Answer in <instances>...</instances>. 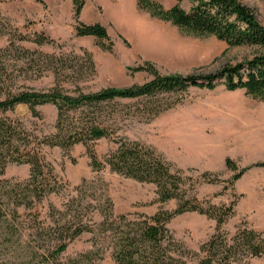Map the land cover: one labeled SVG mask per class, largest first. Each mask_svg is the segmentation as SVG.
Listing matches in <instances>:
<instances>
[{"label": "rangeland", "instance_id": "obj_1", "mask_svg": "<svg viewBox=\"0 0 264 264\" xmlns=\"http://www.w3.org/2000/svg\"><path fill=\"white\" fill-rule=\"evenodd\" d=\"M162 10L175 0H145ZM251 7L264 24V0H240ZM79 21L105 26L112 51L100 48L92 36H77L71 0H0V73L8 78L12 90L33 88L48 90L55 85L67 90L76 86L84 92L104 87H129L142 84L153 76L137 67L150 63L161 74L207 75L226 64L235 65L249 60L259 49L249 46L230 47L214 36L193 35L178 29L170 21L152 15L143 0H83ZM187 7V4H182ZM44 33L53 45L37 46L19 41V36L32 37ZM13 42V47H10ZM20 48L54 54L66 61L63 76L44 67V59L33 65L18 58ZM91 55L94 69L85 67V53ZM82 66V67H81ZM4 77V78H5ZM33 117L26 105H17L5 116L20 119L38 137L54 132L57 110L52 104L36 107ZM88 116H108L114 138L137 141L152 147L167 162L181 169L187 177L188 192L216 205L237 199L234 215L222 229L233 233L238 225L246 224L264 230V168L252 167L231 189L225 183L203 182L198 175L211 171L220 180L234 174L225 167L232 159L238 168L264 161V99L253 98L243 89L227 90L223 84L214 89L189 87L183 91L158 93L134 99L110 102ZM116 148L112 138L94 143L99 159ZM46 160L64 187L43 198L36 206L39 220L49 221L51 214L65 209L69 200L83 197L91 206L83 208L84 218L99 220L97 202L109 198L115 214L151 215L158 209H174L176 201L157 202L153 184L142 183L112 172L108 167L94 171L82 144L69 151L60 147L43 146ZM29 177L27 164L10 163L0 179L22 182ZM90 183L79 189L81 183ZM85 204V203H83ZM173 237L191 250H198L215 231V221L197 212H186L173 218L168 225ZM92 248L91 234L83 233L71 242L62 260L75 257ZM15 264H19L16 261ZM96 264H116L109 251ZM246 264H264V255Z\"/></svg>", "mask_w": 264, "mask_h": 264}, {"label": "trees", "instance_id": "obj_2", "mask_svg": "<svg viewBox=\"0 0 264 264\" xmlns=\"http://www.w3.org/2000/svg\"><path fill=\"white\" fill-rule=\"evenodd\" d=\"M71 1L76 35L92 36L98 40L101 49L112 51L113 43L105 26L79 21L84 2ZM143 1L152 15L170 21L182 31L214 36L230 47H255L259 53L235 65L226 64L207 75H161L153 65L145 63L136 70L149 72L153 76L150 80L123 88L104 87L93 92H84L78 86L67 90L58 85L48 90L24 88L16 91L7 84L8 78L0 73V175L10 163L29 166V177L25 181L0 179V264H15L16 261L19 264H96L106 251L116 264H246L264 255V230H255L244 223L233 233L222 229L234 215L237 199L222 205L199 199L188 192L184 172L167 162L152 147L114 138L108 116H88L90 111H99L119 99L148 97L189 87L212 90L219 84L229 91L243 89L253 98L264 99V24L255 11L240 0H175L167 10ZM184 3L187 7H183ZM18 40L37 46L55 43L44 33L19 36ZM13 45L10 42L9 46ZM20 49L23 54L18 59L23 64L33 65L38 58H43L44 67L53 71L58 81L68 67L66 61L54 54ZM85 59L83 65L92 71L94 64L87 52ZM20 104L26 105L33 117H39L37 106L54 105L57 110L54 132L38 137L20 119L4 115ZM102 138H112L116 148L99 159L94 143ZM76 144L86 147L94 171L108 167L126 178L153 184L157 202L175 200V208H160L151 215L115 214L112 202L105 198L95 206L99 214L96 221L92 217L84 218L82 210L92 202L78 196L69 200L65 209L57 210L56 216L51 214L49 221L39 220L36 206L43 198L64 187L46 160L42 147L57 146L69 151ZM225 167L234 172L229 180H220L211 171L201 172L198 178L203 182L225 183L224 189H232L248 169L264 168V161L238 168L232 159L226 158ZM90 183L83 181L78 188ZM186 212H197L215 221L214 233L198 250H191L175 240L168 227L173 218ZM85 232L91 234L92 248L63 261L61 257L68 245Z\"/></svg>", "mask_w": 264, "mask_h": 264}]
</instances>
